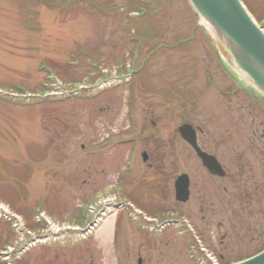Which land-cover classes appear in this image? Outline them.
Masks as SVG:
<instances>
[{"label": "rangeland", "instance_id": "1", "mask_svg": "<svg viewBox=\"0 0 264 264\" xmlns=\"http://www.w3.org/2000/svg\"><path fill=\"white\" fill-rule=\"evenodd\" d=\"M138 3L139 0H0V91L23 96L9 100L12 104L0 101V206L22 214L16 220L17 229L0 219V249L8 245L11 250L21 251L3 264H137L139 259L142 264H195L177 244H165L170 236H164L162 243L151 240L150 245L149 237L141 231L145 221L131 215L139 223L133 222L126 211L113 219L114 230L106 244L98 236L100 228L117 208L126 207L121 203L130 195L141 199L131 203L148 217L145 205L155 210L163 201L169 205L160 211L195 215L190 205L175 204L168 188L175 172L190 175L192 171V158L177 129L183 120L191 121L207 132L202 143L211 146L212 141L220 139L221 130H248L253 121L251 112L256 123L264 122L257 109L262 100L251 95L250 102L241 93H231L234 86L219 72L220 64L209 43L200 30L191 32L195 22L191 21L194 17L186 0H145L139 11L141 19H137ZM186 39L190 41L181 43ZM141 43L145 45L144 52ZM136 47L142 48L140 53L134 52ZM155 49L151 66L142 64L143 69L133 76L141 61L138 54L148 56ZM101 78L100 82L110 80V86L96 90L94 86ZM129 79L128 84L116 83ZM57 82L59 88L54 87ZM142 83L151 89L144 90ZM171 83L188 97L183 103L174 102V98L165 100ZM61 84L70 88L80 84L88 91H80L79 87L66 90ZM51 86L58 98L33 97L45 94ZM199 91L204 95L197 98ZM129 109L134 119L132 130H143L146 137L128 130L132 126L127 117ZM223 111L227 117L216 123L218 128L207 117L217 120ZM243 134L224 150L231 153L230 149L238 146V156L249 161ZM130 146L137 157L134 172L129 174ZM145 151L148 164L139 158ZM119 170L123 175L128 173L124 179L118 178ZM254 174L260 179L258 169ZM247 175L249 172L244 176ZM165 177L168 183H163ZM153 185L159 188L160 196L152 195ZM96 193H106L119 203L109 208L112 213H106L107 218L85 239L81 232L59 234L58 230L48 232L44 223L37 224L40 213L60 229L69 227L70 222L78 224L76 201ZM192 199H196L195 194ZM94 217L87 212L81 226L91 223ZM247 218L257 220L245 214L244 222L242 217L232 215L231 224H250ZM261 223L262 227L255 229L258 232L248 236L242 227L236 234L237 224H232L226 242L233 254H241L218 264L234 263L263 249V220ZM143 230L151 233L146 226ZM208 236L213 246L210 233ZM45 237L50 241L43 244ZM251 238L255 239L252 243ZM168 245L173 248L167 250ZM2 260L0 257V263ZM197 262L209 264L198 254Z\"/></svg>", "mask_w": 264, "mask_h": 264}, {"label": "water", "instance_id": "2", "mask_svg": "<svg viewBox=\"0 0 264 264\" xmlns=\"http://www.w3.org/2000/svg\"><path fill=\"white\" fill-rule=\"evenodd\" d=\"M214 49L264 94V36L238 0H188ZM183 136L193 143L182 129ZM186 188L180 183L179 186ZM187 192L185 193V196ZM187 198H185L186 200ZM240 264H264V252Z\"/></svg>", "mask_w": 264, "mask_h": 264}, {"label": "flooded vegetation", "instance_id": "3", "mask_svg": "<svg viewBox=\"0 0 264 264\" xmlns=\"http://www.w3.org/2000/svg\"><path fill=\"white\" fill-rule=\"evenodd\" d=\"M255 21L264 30V0H241ZM253 133V139L255 138ZM264 139V136H263ZM256 155L249 154V161L245 162L249 167L247 172L249 175H241V167L230 171L229 165H222L226 171L223 178L211 176L210 183L206 186V192L202 194L201 200H204L206 206V214L209 217L208 225L215 227L216 231L222 230L224 226L229 225L231 200L240 204L241 212H247L249 215H256L260 211L264 212V171L260 185L257 184L253 175L255 172ZM258 202H261L263 209L261 210ZM201 204V205H203ZM233 206L237 207L236 204ZM201 211H203L201 209ZM215 223V224H214ZM222 242V241H220ZM218 258H223L220 253Z\"/></svg>", "mask_w": 264, "mask_h": 264}, {"label": "bare ground", "instance_id": "4", "mask_svg": "<svg viewBox=\"0 0 264 264\" xmlns=\"http://www.w3.org/2000/svg\"><path fill=\"white\" fill-rule=\"evenodd\" d=\"M112 229H113V220L106 221L104 225L100 228L98 236L100 235L99 238L102 239L103 243L106 244L108 242Z\"/></svg>", "mask_w": 264, "mask_h": 264}]
</instances>
